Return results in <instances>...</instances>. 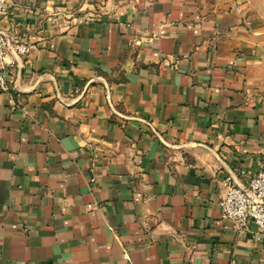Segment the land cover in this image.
I'll use <instances>...</instances> for the list:
<instances>
[{"label": "crops", "instance_id": "0c3cea01", "mask_svg": "<svg viewBox=\"0 0 264 264\" xmlns=\"http://www.w3.org/2000/svg\"><path fill=\"white\" fill-rule=\"evenodd\" d=\"M0 31L30 46L3 64L0 264H264L219 206L264 167L240 0H7Z\"/></svg>", "mask_w": 264, "mask_h": 264}, {"label": "built area", "instance_id": "2783aa9c", "mask_svg": "<svg viewBox=\"0 0 264 264\" xmlns=\"http://www.w3.org/2000/svg\"><path fill=\"white\" fill-rule=\"evenodd\" d=\"M240 11V7L238 8ZM7 11V0H0V20ZM30 46L22 41L11 44L8 36L0 31V92L9 91L8 79L3 71V64L12 53L18 57H26ZM13 108L15 104L12 101ZM141 123L152 129L156 137L157 131L151 122L141 119ZM159 138V137H158ZM160 139V138H159ZM224 195L219 206L226 218L233 220L239 234L246 233L250 227L255 229V240L264 241V167L251 177L244 187L238 186L231 176L223 180Z\"/></svg>", "mask_w": 264, "mask_h": 264}, {"label": "rangeland", "instance_id": "374dc122", "mask_svg": "<svg viewBox=\"0 0 264 264\" xmlns=\"http://www.w3.org/2000/svg\"><path fill=\"white\" fill-rule=\"evenodd\" d=\"M248 16L255 21L264 36V0H240Z\"/></svg>", "mask_w": 264, "mask_h": 264}, {"label": "water", "instance_id": "95a60500", "mask_svg": "<svg viewBox=\"0 0 264 264\" xmlns=\"http://www.w3.org/2000/svg\"><path fill=\"white\" fill-rule=\"evenodd\" d=\"M16 56V55H15ZM17 58H20V57H18V56H16ZM139 121H142L141 119H139ZM158 137L160 138V140H161V142L163 143V144H166L165 143V141L163 140V138L158 134ZM238 186H240V187H244V185H239V184H237Z\"/></svg>", "mask_w": 264, "mask_h": 264}]
</instances>
